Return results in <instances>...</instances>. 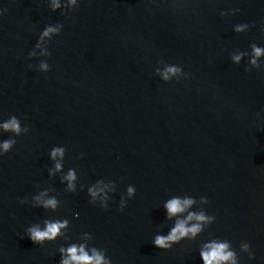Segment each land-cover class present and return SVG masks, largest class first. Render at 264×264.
<instances>
[{
	"label": "water",
	"instance_id": "1",
	"mask_svg": "<svg viewBox=\"0 0 264 264\" xmlns=\"http://www.w3.org/2000/svg\"><path fill=\"white\" fill-rule=\"evenodd\" d=\"M49 3L0 0V119L15 115L30 129L0 156V264H59V246L84 232L112 264H202L209 235L238 249L248 241L255 255L241 253L240 264H264V59L251 71L247 56L231 60L264 43V0H82L63 13ZM57 23L61 33L36 48ZM243 23L246 32L233 31ZM42 60L47 73L28 67ZM167 65L183 69L179 81L156 75ZM60 145L83 191L48 176ZM101 178L117 184L108 210L86 194ZM130 184L136 194L121 212ZM45 187L61 201L55 212L20 203ZM184 194L207 196L215 222L160 250L151 240L171 225L162 204ZM45 218L69 219L71 241L34 245L25 229Z\"/></svg>",
	"mask_w": 264,
	"mask_h": 264
},
{
	"label": "clouds",
	"instance_id": "2",
	"mask_svg": "<svg viewBox=\"0 0 264 264\" xmlns=\"http://www.w3.org/2000/svg\"><path fill=\"white\" fill-rule=\"evenodd\" d=\"M82 0H50L48 7L51 11H60L78 9ZM239 9H229L220 14L233 15L238 13ZM0 15H3V10H0ZM264 26V25H262ZM63 24H48L45 25L40 32L39 38L35 45L36 48H43L46 40H52L62 31ZM249 28L248 23L235 24L233 31L236 33L246 32ZM41 56L49 57L51 52L43 49ZM36 56L35 51H30L28 57L30 59ZM248 57L247 64L249 67L245 71H251L253 68H259L260 62L264 59V43L259 41L252 42L247 52L233 54L231 60L235 64H239L245 57ZM29 68H35L39 72L47 73L50 70V65L47 60H42L39 66L28 65ZM183 69L178 65H167L163 72L157 70L156 75L165 82L173 80L179 81ZM30 131L27 125H22L19 117L12 115L7 119H0V136L5 133L11 134L7 139H0V156L10 152L16 144V137L26 135ZM66 148L62 145L54 146L48 153L49 160L52 166L48 168V176L54 177L60 174L59 182L66 185L64 191L76 193L78 188L80 191L85 189V185H78L79 175L75 168H69L64 171V159ZM117 191V184L111 179L101 178L87 186L88 203L104 210H108L112 202V194ZM136 194L134 185H128L126 191L121 193L119 198V211L123 212L128 201ZM21 204H30L33 208H42L45 211L55 212L61 204L57 195H54L49 188H43L36 194L32 195L29 200L27 197L20 201ZM209 203L208 197L200 196L198 199L194 196L173 195L166 199L162 207L165 210V219L171 222L166 233H157L151 240L154 247L160 250H170L173 245L179 244L184 240H196L209 225L215 222V214H208L204 207ZM79 216V213H75ZM70 221L67 218H45L41 222L33 223L25 229L26 236L34 245L43 247L47 242L56 241L58 238H63L65 241H71L69 236ZM94 236L92 233H82L78 241L68 242L66 245H61L57 249L60 259L59 264H112L111 258L107 255V250L94 246ZM199 257L202 264H240L241 253H247L248 258L254 257L251 245L246 240L239 242V249L233 244L231 237L227 235H209L204 240L198 249Z\"/></svg>",
	"mask_w": 264,
	"mask_h": 264
}]
</instances>
